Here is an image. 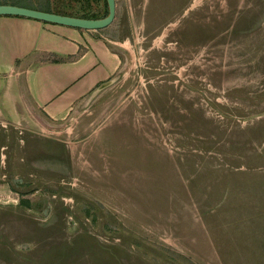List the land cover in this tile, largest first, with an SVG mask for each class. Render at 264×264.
<instances>
[{"label":"rangeland","instance_id":"1","mask_svg":"<svg viewBox=\"0 0 264 264\" xmlns=\"http://www.w3.org/2000/svg\"><path fill=\"white\" fill-rule=\"evenodd\" d=\"M115 3L110 78L0 115V264H264V0Z\"/></svg>","mask_w":264,"mask_h":264},{"label":"crops","instance_id":"2","mask_svg":"<svg viewBox=\"0 0 264 264\" xmlns=\"http://www.w3.org/2000/svg\"><path fill=\"white\" fill-rule=\"evenodd\" d=\"M118 63L97 30L0 14V115L32 110L58 118Z\"/></svg>","mask_w":264,"mask_h":264},{"label":"water","instance_id":"3","mask_svg":"<svg viewBox=\"0 0 264 264\" xmlns=\"http://www.w3.org/2000/svg\"><path fill=\"white\" fill-rule=\"evenodd\" d=\"M108 12L101 17H82L77 15L61 14L54 11H45L38 8L27 7L12 3H0V14H11L31 17L47 22H54L68 26H75L85 29H101L108 26L115 17V0H106Z\"/></svg>","mask_w":264,"mask_h":264},{"label":"trees","instance_id":"4","mask_svg":"<svg viewBox=\"0 0 264 264\" xmlns=\"http://www.w3.org/2000/svg\"><path fill=\"white\" fill-rule=\"evenodd\" d=\"M73 1H76L77 2V0H73ZM19 2H22V1L21 0L20 1H15V0H11V1H8V0H0V3H12V4H17V5L27 6V7L38 8V9L45 10V11H54V12L61 13V14L77 15V16H82V17H97L94 14H88L86 12H82L80 14H77V13H73V12L66 11V10L64 11V10L56 9L47 0L44 3H41V4H34V3H27V2L20 4ZM103 2H104V5H105V10H104L103 16H105L107 14V12H108V7H107V1L106 0H103ZM45 3H47L50 6H48L47 8H45L44 7ZM44 22H46V21H44ZM103 29L104 28H101L100 30H103Z\"/></svg>","mask_w":264,"mask_h":264}]
</instances>
